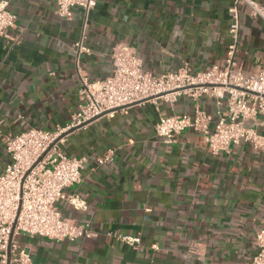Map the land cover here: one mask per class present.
<instances>
[{
  "label": "crops",
  "instance_id": "1",
  "mask_svg": "<svg viewBox=\"0 0 264 264\" xmlns=\"http://www.w3.org/2000/svg\"><path fill=\"white\" fill-rule=\"evenodd\" d=\"M5 1L17 19L12 40L0 38V174L9 162L4 137L64 127L76 110L77 69L91 82L110 76L115 44L132 46L143 70L159 76L183 63L194 73L223 68L232 41V0H97L86 17L74 8L69 20L50 0ZM239 19L235 66L254 74L264 23L243 3ZM82 36L89 53L77 55ZM200 107L213 115L212 127L213 101L202 97ZM192 112L187 97L139 103L65 136L60 150L86 158L81 182L66 194L86 209L67 200L56 206L95 237L22 235L35 264H251L264 226V152L239 144L213 155L200 133L186 130L172 144L156 135L161 117ZM109 151L111 160L99 165Z\"/></svg>",
  "mask_w": 264,
  "mask_h": 264
},
{
  "label": "built area",
  "instance_id": "2",
  "mask_svg": "<svg viewBox=\"0 0 264 264\" xmlns=\"http://www.w3.org/2000/svg\"><path fill=\"white\" fill-rule=\"evenodd\" d=\"M50 1L57 16L65 20L71 19L74 8H81L86 17L97 3V0ZM241 3L249 8L251 17L264 23V5L258 0H232L229 10L232 41L225 67L213 66L194 73L183 63L174 72L155 76L143 70L132 46L117 43L112 49L110 76L91 82L77 69L76 110L64 127L51 132L29 129L14 137H4L9 162L0 174V264H35L29 248L19 242L22 235L55 242L95 237L87 224L76 225L64 218L56 204L67 200L76 210L86 209L84 201L66 194L67 188L81 182L86 158L67 156L60 145L65 136L85 129L99 118L139 103L163 101L173 105L180 97H187L193 103L191 115L165 116L156 123L155 133L164 143H175L181 133L191 130L202 135L213 155L239 144L264 152V57L254 74L236 68L234 61ZM16 19L8 2L0 0V38L12 40L9 31L15 27ZM74 48L77 55L89 53L83 45V36ZM202 97L213 101L216 120L212 127L213 115L200 107ZM111 158L109 151L97 163L102 165ZM121 240L131 246L139 243L138 238L121 237ZM152 249L157 250L156 245ZM255 249L251 264H264V226L256 234Z\"/></svg>",
  "mask_w": 264,
  "mask_h": 264
},
{
  "label": "water",
  "instance_id": "3",
  "mask_svg": "<svg viewBox=\"0 0 264 264\" xmlns=\"http://www.w3.org/2000/svg\"><path fill=\"white\" fill-rule=\"evenodd\" d=\"M9 256V255H8Z\"/></svg>",
  "mask_w": 264,
  "mask_h": 264
}]
</instances>
